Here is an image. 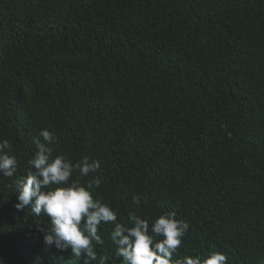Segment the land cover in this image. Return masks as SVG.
Returning a JSON list of instances; mask_svg holds the SVG:
<instances>
[{"label":"trees","instance_id":"16d2710c","mask_svg":"<svg viewBox=\"0 0 264 264\" xmlns=\"http://www.w3.org/2000/svg\"><path fill=\"white\" fill-rule=\"evenodd\" d=\"M42 128L54 155L99 162L92 194L118 222L188 223L174 258L264 264V0H0V140L18 162L0 176V264H83L14 207ZM113 228L91 264H121Z\"/></svg>","mask_w":264,"mask_h":264},{"label":"clouds","instance_id":"9594fccd","mask_svg":"<svg viewBox=\"0 0 264 264\" xmlns=\"http://www.w3.org/2000/svg\"><path fill=\"white\" fill-rule=\"evenodd\" d=\"M57 142L52 131L40 129L34 139L37 151L28 161L30 170L14 185V207L18 212L30 208L34 215L43 212L49 218L51 227L43 237L46 246L62 252L70 250L78 261L83 256V264H91L98 259L95 245L104 243L98 229L102 224H113L110 239L116 246L115 256L122 258L121 264H227V256L219 251L203 259L191 255L174 258L189 229V224L177 219L175 212L165 211L150 224L148 218L130 211L126 223L118 222L117 212L92 194L101 184L95 175L99 162L84 156L73 163L65 155H54L52 145ZM17 169L10 142L0 140V176L11 178ZM77 171L82 177L93 174L92 179L83 184L73 180ZM98 264H107L106 259L100 257Z\"/></svg>","mask_w":264,"mask_h":264}]
</instances>
